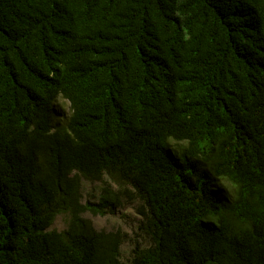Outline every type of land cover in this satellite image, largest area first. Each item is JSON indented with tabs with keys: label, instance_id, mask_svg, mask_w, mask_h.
I'll return each instance as SVG.
<instances>
[{
	"label": "trees",
	"instance_id": "16d2710c",
	"mask_svg": "<svg viewBox=\"0 0 264 264\" xmlns=\"http://www.w3.org/2000/svg\"><path fill=\"white\" fill-rule=\"evenodd\" d=\"M0 264H264V0H0Z\"/></svg>",
	"mask_w": 264,
	"mask_h": 264
},
{
	"label": "rangeland",
	"instance_id": "374dc122",
	"mask_svg": "<svg viewBox=\"0 0 264 264\" xmlns=\"http://www.w3.org/2000/svg\"><path fill=\"white\" fill-rule=\"evenodd\" d=\"M61 107L65 110H69L68 103L63 100H58ZM108 183L113 188H118V184L109 179L107 176L103 177L102 181H87L82 180L81 184V194L82 200L84 201L87 198H95L100 186L103 183ZM137 201H129V199H125L121 207L117 208L112 213L105 214H91L89 212H84L82 215L88 218L93 226L96 229L103 230H116L126 234V240L120 246V256L121 259L125 262H128L131 258V251L133 246V241L136 239L141 240L138 236L137 223L139 216L136 212ZM67 214L58 213L50 226V228H54L56 230H64L67 224Z\"/></svg>",
	"mask_w": 264,
	"mask_h": 264
}]
</instances>
